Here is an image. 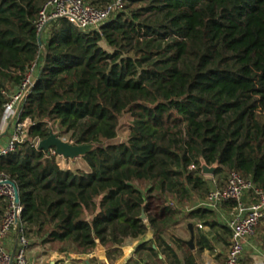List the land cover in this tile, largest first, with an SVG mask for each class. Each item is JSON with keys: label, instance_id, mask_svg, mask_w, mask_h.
Returning <instances> with one entry per match:
<instances>
[{"label": "trees", "instance_id": "trees-1", "mask_svg": "<svg viewBox=\"0 0 264 264\" xmlns=\"http://www.w3.org/2000/svg\"><path fill=\"white\" fill-rule=\"evenodd\" d=\"M47 1L0 0V134L6 104L38 64L20 117L27 136L0 155L30 245L83 255L102 245L113 262L133 239L142 242L126 264H200L170 232L198 219L209 229H199L198 248L221 260L232 231L201 202L233 171L264 189V0H123L99 29L60 18L40 38ZM112 1L88 0L96 9ZM55 121L65 140L96 144L87 169H64L38 149ZM202 161L217 165L212 176ZM154 200L167 203L160 213H150ZM8 208L0 196V226Z\"/></svg>", "mask_w": 264, "mask_h": 264}, {"label": "built area", "instance_id": "built-area-1", "mask_svg": "<svg viewBox=\"0 0 264 264\" xmlns=\"http://www.w3.org/2000/svg\"><path fill=\"white\" fill-rule=\"evenodd\" d=\"M124 7L123 0H113L105 9H96L88 0H48L42 7L36 21L38 35L42 36L47 25L60 18H67L82 30L99 29L111 17L115 16ZM38 74V64L33 63L28 70L21 85L12 93L10 101L5 106L1 129L12 127L7 144L0 149V155H6L16 149L17 144L23 142L27 136V129L23 134L24 126L27 128L29 120L21 121L22 105L27 93L33 86ZM65 140V139H64ZM39 141L36 143L38 146ZM56 156L57 163L71 162L57 154L55 149L49 152ZM66 169H71L66 167ZM190 169H195L194 165ZM9 178L0 176V196L9 201V208L0 226V264H32L27 257L30 241L26 236L24 226L21 224L22 204L16 203L15 187L9 183ZM253 198L247 204L245 197ZM235 203L227 220L232 231L230 247L225 264H243L245 244L254 236L256 227L264 217V189L257 187L250 179L244 178L233 171L228 177L225 187H214L201 205L217 210L223 204ZM198 227L202 228L201 224ZM11 232L16 233L13 247L7 243Z\"/></svg>", "mask_w": 264, "mask_h": 264}, {"label": "crops", "instance_id": "crops-1", "mask_svg": "<svg viewBox=\"0 0 264 264\" xmlns=\"http://www.w3.org/2000/svg\"><path fill=\"white\" fill-rule=\"evenodd\" d=\"M12 127L7 126L2 129L3 136L1 137V148L4 147L11 134ZM71 161L70 163H73ZM247 204H250L253 201L252 197L247 195L245 197ZM233 210L231 203L223 204L219 209L216 210L218 215V220L222 223H227V220ZM194 234H195V246L196 255L200 264H225L228 256L229 249L226 250V253L223 254L221 260L216 258L214 255L210 254L206 249H199L197 246V240L199 238V229L198 224L202 223L198 219H194ZM189 224V223H188ZM203 232H209L207 226H203ZM196 231V233H195ZM191 233V232H190ZM154 232L150 230L147 234V237L144 241L152 239ZM184 241H187L183 237H180ZM16 240V233L11 232L7 243L10 247H13ZM142 241H140L141 243ZM137 247V246H136ZM136 247L135 246H124L123 254L120 258L115 261H111L107 257L106 248L102 245H98L97 248L90 254H76L74 252H59L56 249H50L49 245L33 244L27 251L28 259L31 263L34 264H91L90 261H93V264H126L130 259H136ZM222 252V251H221ZM243 264H264V217L256 227V232L254 236L250 237L245 244L244 255L242 258Z\"/></svg>", "mask_w": 264, "mask_h": 264}, {"label": "water", "instance_id": "water-1", "mask_svg": "<svg viewBox=\"0 0 264 264\" xmlns=\"http://www.w3.org/2000/svg\"><path fill=\"white\" fill-rule=\"evenodd\" d=\"M41 40V39H40ZM3 136V133L0 134V139ZM96 147V144H75L73 142H70L68 140H64L59 136L57 132H54L52 129L50 130L49 136L45 139H42L38 143V149L45 150L47 152H50L51 149H55L57 154L60 156H63L66 159H70L72 161L83 158L86 156L87 153L92 151ZM217 165H208L205 161H202L201 170L203 175L205 176H212L216 171ZM9 183H11L15 187L16 191V203L20 204V195L19 190L16 184L9 180ZM142 218H146L145 212L142 214ZM188 228L191 232V238L190 240H187V245L194 250L196 248L195 246V234H194V225L193 223L188 224Z\"/></svg>", "mask_w": 264, "mask_h": 264}, {"label": "rangeland", "instance_id": "rangeland-1", "mask_svg": "<svg viewBox=\"0 0 264 264\" xmlns=\"http://www.w3.org/2000/svg\"><path fill=\"white\" fill-rule=\"evenodd\" d=\"M130 121H131V116L129 113H126L122 116V118L120 120L119 130H118V138L116 139V141L121 142V141H125L127 139L128 124ZM52 125H53V131L58 133L60 130L58 122L55 121L52 123ZM22 130H23L22 132L24 134L26 131V127L24 126V128ZM61 165H62L61 167L64 169H66V167H70L72 170L87 169V164L82 158L74 160L73 163L63 161V162H61ZM166 205H167V203H165V202L154 200V202H152V205L150 207L151 208L150 213L151 214L160 213L162 211V208L165 207ZM193 221H196V220H194V219L182 220L179 224L173 226L171 228L170 232L178 235L179 237H183L186 240H190L191 233H190V230L188 228V223H191ZM195 233H196V231H195ZM139 243H140V240L128 239L125 243V246H135L136 247ZM30 246H29V248H30ZM49 248H50V246H49ZM52 248H54V247L51 246L50 249H52ZM32 264H34V263H32Z\"/></svg>", "mask_w": 264, "mask_h": 264}]
</instances>
